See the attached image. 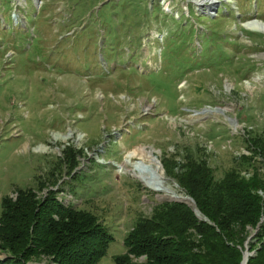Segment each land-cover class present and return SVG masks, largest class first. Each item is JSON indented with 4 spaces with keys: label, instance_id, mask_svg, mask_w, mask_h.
Wrapping results in <instances>:
<instances>
[{
    "label": "rangeland",
    "instance_id": "1",
    "mask_svg": "<svg viewBox=\"0 0 264 264\" xmlns=\"http://www.w3.org/2000/svg\"><path fill=\"white\" fill-rule=\"evenodd\" d=\"M213 1L0 0V197L44 180L35 198L52 189L93 210L112 235L94 264H116L135 216L162 200L194 206L170 174L185 153L215 178L250 174V149L264 167V32L243 26L264 21V0ZM138 146L148 160L128 157Z\"/></svg>",
    "mask_w": 264,
    "mask_h": 264
},
{
    "label": "trees",
    "instance_id": "2",
    "mask_svg": "<svg viewBox=\"0 0 264 264\" xmlns=\"http://www.w3.org/2000/svg\"><path fill=\"white\" fill-rule=\"evenodd\" d=\"M257 139V151L264 159V140ZM254 152L241 154L250 174L245 176L232 165L218 178L204 157L185 153L182 171L170 174L200 216L181 200L156 202L148 214L135 216L122 236L124 250L114 256L115 263L131 264L132 257L142 256L134 262L239 264L251 227L254 241L249 236L246 242L253 254L243 264H264V167L253 162ZM73 162L71 157L63 163L70 176L76 173ZM54 181V177L48 180ZM44 182L38 179L34 186H16L13 199L6 194L0 197V251L4 253L0 264H34L24 260L40 253L48 254L55 264H94L104 254L111 233L93 210L79 202L62 204L52 189L35 198L34 191Z\"/></svg>",
    "mask_w": 264,
    "mask_h": 264
},
{
    "label": "bare ground",
    "instance_id": "3",
    "mask_svg": "<svg viewBox=\"0 0 264 264\" xmlns=\"http://www.w3.org/2000/svg\"><path fill=\"white\" fill-rule=\"evenodd\" d=\"M196 2H199V3L211 2L212 3L214 1L213 0H196ZM243 26L246 27V28H250L252 30H256V31H259V32L260 31L264 32V21H260L258 19H254V20L252 19V20L246 21L245 23H243ZM217 111L223 112L224 109H221V108L219 109L218 108ZM136 153H138V155H140L144 159H147L148 160V158H149V152L147 150H145L142 146H138L136 148H133L129 152L128 157L130 158L133 154H136ZM141 178H142V181L147 186H149L150 188H153L155 190H165V188L162 186V183H160V181L156 180L154 182V180L150 179L145 174H141ZM242 254L244 256V253L243 252H242ZM246 257H247V253H245V258ZM243 262L244 261L242 260V263H240V264H243Z\"/></svg>",
    "mask_w": 264,
    "mask_h": 264
},
{
    "label": "water",
    "instance_id": "4",
    "mask_svg": "<svg viewBox=\"0 0 264 264\" xmlns=\"http://www.w3.org/2000/svg\"><path fill=\"white\" fill-rule=\"evenodd\" d=\"M192 210H193L194 213L199 217V214L197 213L198 210L196 209L195 206L192 207ZM196 210H197V211H196ZM263 217H264V214L261 216V218H263ZM248 237H249V235H248V236L246 237V239L244 240V249H245V248L247 249V255H251V254H253V249L248 250L247 245H245V243H246ZM245 260H246V258H245ZM245 260H244V262H245ZM240 262H241V259H240V261H239V264H240ZM244 262H243V263H244Z\"/></svg>",
    "mask_w": 264,
    "mask_h": 264
},
{
    "label": "built area",
    "instance_id": "5",
    "mask_svg": "<svg viewBox=\"0 0 264 264\" xmlns=\"http://www.w3.org/2000/svg\"><path fill=\"white\" fill-rule=\"evenodd\" d=\"M55 196H58V195H55Z\"/></svg>",
    "mask_w": 264,
    "mask_h": 264
}]
</instances>
